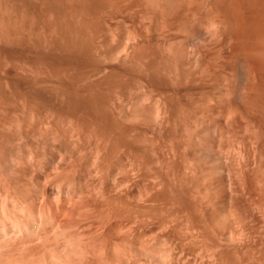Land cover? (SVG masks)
<instances>
[{
  "label": "rangeland",
  "instance_id": "obj_1",
  "mask_svg": "<svg viewBox=\"0 0 264 264\" xmlns=\"http://www.w3.org/2000/svg\"><path fill=\"white\" fill-rule=\"evenodd\" d=\"M221 3L0 0V123L27 126L24 145L3 129L4 152L23 154L46 215L78 229L54 231L84 238L77 257L53 231L37 264H80L77 248L81 264H264V87L259 103L255 41Z\"/></svg>",
  "mask_w": 264,
  "mask_h": 264
},
{
  "label": "bare ground",
  "instance_id": "obj_2",
  "mask_svg": "<svg viewBox=\"0 0 264 264\" xmlns=\"http://www.w3.org/2000/svg\"><path fill=\"white\" fill-rule=\"evenodd\" d=\"M223 1V9L225 10V14H226V18H224L225 20H226V22L225 23H227L229 26H230V24L233 26V24H235L234 25V29H235V27L237 26H239L242 30H240V29H238V30H240V31H242V32H240V31H238V32H240V34L239 35H241V36H245V35H249V39L251 40H249V39H247L246 37H245V41H243V39H240L241 41H243V42H250V43H248L247 45H244L245 47L244 48H246V49H248L249 50V48H250V46L253 44V41H255L254 43L255 44H253V46H256V50L258 51V52H256V50H255V52H253V50H254V48L255 47H253L252 46V48H250V52L248 51V54L249 53H253L254 54V57L252 56L253 54H249V57H251L252 56V58H250V61H247V60H249V57H248V54H247V60H246V63L248 62V63H252V60L253 61H255V65H253V68H255L254 69V72H252V73H254L253 74V76L255 77V74H257V79L259 78V80L257 81H255V79L256 78H254L253 80L252 79H250L249 78V80H251V81H248L249 83L250 82H255V85L253 86L251 83H250V87H252L251 89H250V87H249V83H247V87L246 88H248V89H250V90H254L255 88H256V90H254V92L255 91H257V92H255L254 94L256 95V93H257V97L259 96L260 97V99H257V97L254 95V99L255 100H257V101H259V100H262L261 99V96H264V94H262L261 96L259 95V93H264V0H222ZM221 0H220V3L222 2ZM219 2V1H218ZM225 2V3H224ZM222 4V3H221ZM194 14V13H193ZM212 15V13L210 14V16ZM225 16V15H224ZM212 18V17H211ZM238 27V28H239ZM229 29V28H228ZM233 29V28H232ZM236 30H235V32H237ZM233 32H234V30H233ZM230 34V33H229ZM232 34V33H231ZM237 34V33H236ZM235 33H234V35L236 36V37H238V39H239V37L241 38V36H238V34L236 35ZM245 34V35H244ZM234 36V37H235ZM235 37V38H236ZM233 39L234 41L235 40H237V38L236 39ZM252 38H253V41H252ZM246 39H247V41H246ZM255 39V40H254ZM238 41L237 40V43L239 44V45H241L239 42H241V41ZM236 42V41H235ZM252 43V44H251ZM233 44V43H232ZM236 44V43H235ZM234 44V45H235ZM238 44H236V46L238 45ZM243 44V43H242ZM250 44V46H249V48L247 47L248 45ZM242 46V45H241ZM234 47V46H233ZM239 47V46H238ZM238 47H237V49H238ZM232 48V47H231ZM233 49H235V48H233ZM237 49H235L236 50V53L237 52H241L240 50L242 49V53L244 52V54H245V52L247 53V51H245V50H243V48L241 47H239V50H237ZM233 52V51H232ZM257 53V54H256ZM256 54V55H255ZM238 56V55H237ZM242 56H246V55H242ZM254 58V59H253ZM245 59V58H244ZM252 59V60H251ZM251 63H250V65H251ZM253 64V63H252ZM246 65V64H245ZM248 66H249V64H248ZM246 67V66H245ZM244 67V68H245ZM251 67V66H250ZM248 70H249V67L247 68ZM246 70V69H245ZM247 73H251V69H250V71L248 72L247 71ZM246 75V74H245ZM252 75V74H251ZM250 75V76H251ZM247 77V76H246ZM246 79V78H245ZM257 82H259V86L258 87H256L257 85L256 84H258ZM238 83V82H237ZM254 84V83H253ZM230 85H232V84H230ZM257 88H263L262 90H260L259 91V93H258V90H257ZM241 89V88H240ZM248 89H246V91L248 90ZM245 91V92H246ZM249 91V90H248ZM248 93V92H247ZM252 94H253V92H252ZM251 94V95H252ZM249 97V96H248ZM251 97H253V96H251ZM256 97V98H255ZM258 97V98H259ZM250 98V97H249ZM262 98H264V97H262ZM244 99V98H243ZM254 99H251L252 101H254ZM245 100V99H244ZM247 101H248V99H247ZM263 101V100H262ZM245 102V101H244ZM251 102V101H250ZM249 102V103H250ZM256 102V101H255ZM254 102V103H255ZM264 102V101H263ZM252 103V102H251ZM250 103V104H251ZM253 103V104H254ZM259 103H260V101H259ZM1 105V104H0ZM3 105V104H2ZM246 105V104H245ZM256 105L258 106V104L256 103ZM260 105H264V104H260ZM259 105V106H260ZM258 106V107H259ZM4 107H6L5 105H4ZM4 107H1V109H0V111H2V108L3 109H5ZM6 108H9V107H6ZM255 109H257V108H255ZM261 109H263V108H261ZM7 111H9V110H7L6 109V112ZM261 111V110H260ZM263 111V110H262ZM262 111H261V113H262ZM6 112H4V110H3V115H4V113L6 114ZM258 112H259V110H258ZM1 113V112H0ZM263 114H264V112H263ZM262 114V116L264 117V115ZM1 115V114H0ZM4 117V116H3ZM3 117H2V119H3ZM262 117V118H263ZM1 118V117H0ZM7 119V118H6ZM11 120V119H10ZM10 120H6V121H9V122H13V123H10V124H16L17 122H20V120L19 119H16V120H18L17 122H15L13 119H12V121H10ZM261 120V119H260ZM1 121V120H0ZM3 121V120H2ZM4 121H5V117H4ZM3 121V123H5ZM8 122V123H9ZM264 122V121H263ZM1 124V123H0ZM7 125L8 127H7V129L9 130H7L6 128H4V126H5V124H4V126H3V128H2V124H1V127H0V130H1V134H3V136H1L2 137V139L3 140H1V137H0V142H1V144H0V151L2 152H4V147H5V145L7 144V142H5V139H6V141H7V138L6 137H4V132H3V129H6V131H8V132H10V135H12V137L14 136V138H15V136L18 134V137L14 140L15 142H16V140L18 139V138H20V140L18 141L19 142V144H20V142L23 144L24 142H22L21 141V138L22 137H20V135L19 134H23L22 136H24L25 137V134L23 133L25 130H23L24 129V127H23V125H19V127L20 126H22L21 127V132H19L18 133V131H19V129L18 128H16L15 127V124H14V129L17 131V129H18V131H17V134H16V132H13V125H12V127H11V125ZM20 124H22L21 122H20ZM25 127H27L26 125H24ZM6 127V126H5ZM11 127V128H10ZM11 130V131H10ZM23 130V131H22ZM13 132V133H12ZM5 133H7V132H5ZM0 134V135H1ZM8 135H9V133H8ZM7 134H6V136H8ZM11 136L8 138V140L10 139V138H12ZM261 138V137H260ZM13 140V139H12ZM23 140V139H22ZM3 141L5 142L4 144H2L3 143ZM10 141V140H9ZM11 143H12V141H11ZM17 143V142H16ZM16 143L14 144L15 146H16ZM8 144H9V142H8ZM7 144V145H8ZM18 144V145H19ZM1 145H4L3 146V148L1 147ZM14 145H9V146H14ZM24 145V144H23ZM19 146H21V145H19ZM17 148H19L18 146H16ZM15 147V148H16ZM2 148V149H1ZM8 148V147H7ZM10 148L11 147H9L8 149V152L7 153H9L8 155L6 154H4V156H5V158H6V156H9V155H11L10 157H9V160H11V159H13V158H15V157H13L12 158V155L13 154H10L11 152H9V151H11L10 150ZM21 149H22V146L20 147ZM20 149V150H21ZM13 150L15 151V149H14V147H13ZM19 150V149H18ZM18 150H16L17 152H18ZM19 150V153H14V154H20V151ZM6 152H4V153H6ZM23 153V152H22ZM0 155H2L3 156V154H1L0 153ZM3 156V157H4ZM13 156H15V155H13ZM22 156H23V154H22ZM22 156H19V157H22ZM17 158H15L16 159V161L18 160L19 162H21L20 160H22V161H24L23 160V157L22 158H20V160L18 159L19 157L18 156H16ZM0 158H2L1 156H0ZM8 158V157H7ZM11 158V159H10ZM4 160H6V159H4ZM3 160V161H4ZM14 160V159H13ZM0 161H2V160H0ZM18 161L16 162V164L18 163ZM6 162V161H5ZM9 162V161H8ZM7 162V163H8ZM33 162H35V161H32V163L30 162V164L29 165H32L33 164ZM2 163V162H1ZM4 163V162H3ZM7 163H4V164H6V166H8L7 165ZM13 163H15V160L13 161ZM23 163V162H22ZM24 163H25V161H24ZM24 163L23 164H21V163H18V165H16V167H14V169L12 170V177H8V178H6V175L8 176L9 174H7L6 173V169L4 170L3 168H5V166L4 167H2V166H0V264H37V263H39V262H37V260H38V258H37V255H38V257L40 256L39 255V249L40 250H42V248H40V247H43V246H45L46 247V249H45V251H47V248L49 247V244L51 243V242H49L50 240H51V238H52V236L51 235H53L54 236V234H55V236L53 237L54 238V240H55V243H57L58 242V240L60 241V238H64L65 239V241H64V239L63 240H61L60 242H62L61 244H62V249L66 252V253H68L69 251L74 255V256H77V254H75V252L73 253V250L75 249V244H74V240L75 239H84V238H81V236H83L82 235V233H81V236L78 238V235H79V232H78V234H77V232H76V234H77V238H72V236L73 237H75V232H74V234L75 235H73L72 234V232H70L68 229H64V232L62 231L63 229H62V227L60 228V225L59 224H62V222H61V220L63 221V219H64V214H63V219H61L58 223H55V221L56 220H54L53 218H51V217H53V215L52 216H50V218L51 219H53V221L54 222H52V220L46 215L47 214V211H46V213H45V208H44V206L45 205H42L41 204V202L42 201H39L38 199H40V195H39V192H40V190L39 191H37L36 189H37V187L35 188V186H38V185H36L35 183L36 182H38L39 181V179H38V181H36V176L34 175L35 174V172H36V174L38 175L39 173L37 172V170L35 171V172H33L34 170H33V168H35L36 169V167H38L37 166V163L35 164H33L31 167H32V172H31V168H30V171H29V175H31L32 173V178L34 179L35 178V180H34V182L33 183H31L33 180H32V178L31 177H29V178H31L30 180H32L31 182H30V184L32 185V187L31 186H29V184H28V186L25 184H23V179H24V181H26V180H28L27 178H26V175L27 174H25L23 171H22V168L19 166V165H24ZM3 165V164H2ZM28 165V164H27ZM35 165H36V167H35ZM15 166V165H14ZM25 166V165H24ZM24 166H23V169H24ZM34 166V167H33ZM13 167V166H12ZM11 168V167H10ZM26 168H28V166L26 167ZM26 170V169H25ZM8 171V170H7ZM11 171V170H10ZM9 172V171H8ZM28 173V172H27ZM5 174V175H4ZM23 174H25V177L23 178ZM28 175V176H29ZM35 176V177H34ZM39 177V176H38ZM37 177V178H38ZM23 178V179H22ZM29 181V180H28ZM37 184H39V183H37ZM33 185H34V187H33ZM27 187H28V189H27ZM33 188V189H32ZM38 188H39V186H38ZM30 189V190H29ZM38 192V194L36 193V192H34L35 190ZM82 191V190H81ZM37 195H39V196H37ZM73 195H75V194H73ZM80 196V195H79ZM81 197H82V195H81ZM81 197H80V199H81ZM75 199H76V197H75ZM42 200V199H41ZM77 201V200H76ZM76 201H74V202H76ZM73 202V203H74ZM81 202V201H80ZM79 202V203H80ZM64 205V204H63ZM68 205V204H67ZM67 205H64V207L63 208H65ZM71 205V204H70ZM75 205H76V203H75ZM74 205V206H75ZM79 205V204H78ZM46 207V206H45ZM71 207H73V206H71ZM79 207V206H78ZM70 209V208H69ZM69 209L68 210H66V211H69ZM82 209V208H81ZM62 210V209H61ZM60 210V211H61ZM65 211L63 210V212L62 213H64ZM61 213V214H62ZM66 213V212H65ZM58 216H60L59 214H58ZM69 216H71V215H69ZM69 216H67V217H69ZM55 218V217H54ZM56 218H58V217H56ZM55 218V219H56ZM60 218V217H59ZM62 218V217H61ZM61 222V223H60ZM71 223V222H70ZM80 223V222H79ZM57 224L59 225V228L60 229H62V230H59V228L56 230V231H58L59 230V232H61L62 234L64 233V234H66V235H64L66 238H68V239H66L64 236L62 237V234H61V236L58 234V236H57V241H56V231H54L55 230V228H57ZM63 224H64V222H63ZM62 224V225H63ZM78 224V223H77ZM61 225V226H62ZM70 225V224H69ZM76 225V224H75ZM75 225H71V226H69L68 227V225H67V222H66V224H64V226H66V227H68L69 229H70V227H71V231H73V229H75L76 227H75ZM81 225H82V223L79 225V227H81ZM73 227H75V228H73ZM78 227V228H79ZM77 229V228H76ZM75 229V230H76ZM126 229V228H125ZM78 230V229H77ZM83 230V229H82ZM84 230L86 231V229L84 228ZM83 230V231H84ZM129 230H130V228H129ZM53 231H54V234H51L50 235V237H48L49 236V234L50 233H53ZM66 231V232H65ZM67 231L70 233V234H72L71 236H69L70 234L69 233H67ZM80 231H81V228H80ZM127 231V230H126ZM125 231V232H126ZM93 233V232H92ZM97 233V232H96ZM95 233V234H96ZM130 233H131V230H130ZM83 234H84V232H83ZM110 235V234H109ZM117 235V234H116ZM119 235V234H118ZM127 235V234H126ZM67 236H69V237H67ZM92 236V235H91ZM128 236V235H127ZM86 237V236H85ZM88 237V236H87ZM96 237V236H95ZM97 237H99L98 235H97ZM103 237V236H102ZM101 237V238H102ZM89 238V237H88ZM91 238V237H90ZM123 238V237H122ZM129 238V237H128ZM86 239V238H85ZM96 239V241H97V238H95ZM94 239V240H95ZM133 239V238H132ZM71 240H73L72 242H71ZM93 240V238H92V241H94ZM108 240V239H107ZM114 240V239H113ZM52 242H53V239L51 240ZM64 241V242H63ZM76 241V240H75ZM80 241V240H79ZM85 241H87L88 242V240L86 239ZM89 241H90V244H91V240L89 239ZM95 241V244L97 243ZM105 241V240H104ZM111 241H112V238H111ZM127 241V240H126ZM128 241H130L129 239H128ZM82 242H84V241H82ZM87 242H84V243H80V244H85V243H87ZM99 242V241H98ZM108 241H106L105 243H107ZM121 242V241H120ZM131 242V241H130ZM47 243H49V244H47ZM59 243V242H58ZM76 243V242H75ZM94 243V242H93ZM102 243V242H101ZM110 243V242H109ZM114 243V242H113ZM116 243V242H115ZM123 243V242H122ZM71 244H74V249H72L73 247L71 246ZM80 244L78 245V243H76V245H78V246H80ZM89 244V243H88ZM87 244V245H88ZM111 244V243H110ZM117 245H118V243H116ZM124 244H128V242L126 243H123V245ZM57 245V244H56ZM55 244H54V248H57V247H55L56 246ZM60 245V244H59ZM87 245H86V248H87ZM92 245V244H91ZM98 246H99V244H97ZM96 245V246H97ZM104 244H102L101 246H100V250H102V246H103ZM107 245H108V243H107ZM111 245H113V244H111ZM129 245V244H128ZM84 247H85V245H83ZM94 246V245H93ZM97 246V248L99 249V247ZM105 246V245H104ZM125 246H127V245H125ZM53 247V245L51 246V248ZM72 247V248H71ZM80 247H82V245L80 246ZM84 247H82L83 249H84ZM92 247V246H91ZM114 247V246H113ZM44 248V247H43ZM51 248H48V250L50 251V249ZM53 248V249H54ZM93 248H96V247H93ZM108 249H109V247H107ZM115 248L116 249H118L117 247H116V245H115ZM61 248L59 249L60 250V252H61V250H62ZM78 249V254H79V256H81L80 258H77V257H75V259L77 258V259H80V264L82 263L81 262V258H82V255H83V258H82V261L83 262H85L83 259H84V255L86 254V249H85V251H83V252H85V254H83L82 253V255L79 253L80 252V248H77ZM83 249H81V250H83ZM89 249H91L90 248V246H89ZM103 249H105V248H103ZM111 249H113V248H111ZM115 249V250H116ZM44 250V249H43ZM59 250H58V252H59ZM76 250V249H75ZM54 251H56L55 249H54ZM64 251H62V253H64ZM87 251H88V248H87ZM92 251V250H91ZM95 251V250H94ZM93 251V252H94ZM105 250H103V251H101L102 253L104 252ZM107 251V253H108V251L109 250H106ZM105 251V252H106ZM118 251V250H117ZM146 251V250H145ZM69 252V253H70ZM82 252V251H81ZM99 252V251H98ZM98 252H95V254L96 253H98ZM100 252V253H101ZM111 252V251H110ZM148 252V251H147ZM48 253V252H47ZM57 253V252H56ZM56 253L55 252H51V254H54L53 256H56ZM62 253H60L61 255H63ZM70 253V254H71ZM100 253H98V254H100ZM115 253H117V252H115ZM41 254V253H40ZM50 253H49V255H51ZM71 254V255H72ZM87 254H89V253H87ZM94 254V255H95ZM97 254V255H98ZM106 254V253H105ZM112 254H114L113 252H112ZM117 254H120V253H117ZM146 254V253H145ZM42 255H43V253H42ZM44 255L46 256L47 254H45L44 253ZM44 255H43V257H44ZM64 257H65V255H63ZM67 256V255H66ZM69 256V255H68ZM68 256H67V259H68ZM73 256V257H74ZM88 256V255H87ZM102 256H104V254H102ZM106 257H107V255H105ZM117 256V255H116ZM119 256V255H118ZM47 257V256H46ZM51 257V256H50ZM49 257V258H50ZM57 257V256H56ZM58 257H61V256H59L58 255ZM90 257H92V256H90ZM121 257V256H120ZM120 257H119V259L118 260H120ZM70 258V257H69ZM86 258V257H85ZM93 258V257H92ZM95 258V257H94ZM103 258V257H102ZM109 258V257H108ZM121 258H123L124 259V256L123 257H121ZM44 259V258H43ZM50 259H52V258H50ZM55 259H57V258H55ZM62 259H63V257H62ZM64 259H66V258H64ZM66 259V261L68 262H72L70 259L69 260H67ZM87 259V258H86ZM99 259V258H98ZM53 260H54V258H53ZM58 260H60V261H63V260H61V258L59 259L58 258ZM97 260V259H96ZM104 260H106L105 258H104ZM108 260V259H107ZM106 260V261H107ZM116 260V259H115ZM125 260H126V257H125ZM39 261H40V259H39ZM48 261H50V260H48ZM55 262H57L58 264H59V262L57 261V260H54ZM66 261H65V263H66ZM91 261V260H90ZM111 261V260H110ZM127 261V260H126ZM43 262V261H42ZM41 262V263H42ZM44 262H45V260H44ZM47 262V261H46ZM51 262H53V261H51ZM76 262H77V260H76ZM103 262H105V261H103ZM115 262V261H114ZM49 263V262H48ZM61 263V262H60ZM63 263V262H62ZM61 263V264H62ZM69 263V264H70ZM97 263V262H96ZM102 263V262H101ZM109 263V262H108ZM108 263H106L105 262V264H108ZM117 263H119V264H121L120 262H117ZM51 264V263H50ZM56 264V263H55ZM67 264V263H66ZM71 264H73V263H71ZM75 264V263H74ZM78 264V263H77ZM87 264H88V262H87ZM98 264V263H97ZM112 264V263H111ZM116 264V263H115ZM123 264V263H122Z\"/></svg>",
  "mask_w": 264,
  "mask_h": 264
}]
</instances>
